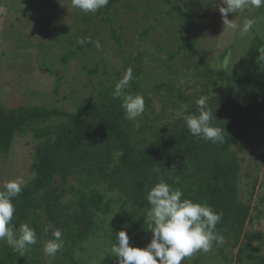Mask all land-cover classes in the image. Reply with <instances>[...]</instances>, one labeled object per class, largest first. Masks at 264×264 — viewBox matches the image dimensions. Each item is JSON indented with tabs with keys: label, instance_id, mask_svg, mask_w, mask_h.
Masks as SVG:
<instances>
[{
	"label": "trees",
	"instance_id": "trees-1",
	"mask_svg": "<svg viewBox=\"0 0 264 264\" xmlns=\"http://www.w3.org/2000/svg\"><path fill=\"white\" fill-rule=\"evenodd\" d=\"M144 1L110 0L107 7L89 14L79 9L78 19L63 29H57L54 22L57 6L35 19L40 23V32L55 41L50 48L57 44L62 47L63 64L69 67L81 56L102 53L96 45V33L90 30L97 29L99 22L104 23L120 53L126 54L124 25L115 19L117 7L126 2L127 11H138L142 9L139 3ZM182 1L148 0L144 10L148 21L158 11L161 19L155 18V24L136 33L146 46L152 29L164 35L162 28L169 30L167 25L174 19L173 34L179 43L170 51L165 65L171 66L183 57L189 58L191 64L198 60L201 65L193 85L200 90L195 93L186 94L167 78L154 86L158 91L171 93L169 108L177 112L184 109L179 117L165 113L167 118L161 121L148 114L152 100L143 81V63L151 55L147 48L139 50L132 62L124 58L127 67L114 72L99 56L94 66L85 69L89 82L81 83L86 89L85 98L79 100L76 110L58 104L64 78L57 76L47 63L42 67L56 76L53 105L10 109L0 102V161L9 160L20 138L29 137L36 144L31 177L23 193L13 201L16 212L12 223L17 229L28 223L38 236V243L23 254L0 241V264H49V260L51 264H117L111 246L119 231H127L133 247L144 248L151 242L147 194L160 180L181 189L182 198L206 202L223 213L216 230L223 235L224 243H214L209 252L195 253L182 264H207L213 256L224 264H264L261 248L254 250L250 246L254 241L264 246V233L257 237L245 232L246 226L257 219L252 215L251 204L259 172L250 176L249 198L244 201L241 196L246 154L243 143L257 132V142L264 140V61L258 59L259 48L264 47V7L259 9L262 18L253 25L252 33L238 43L244 45L245 54L241 71L231 74L224 68L210 66L198 53L194 6ZM81 40L85 43L81 44ZM230 50L231 47L226 49L222 59ZM128 69L133 72V80L125 91L143 95L142 120L126 119L122 99L114 95L116 83ZM201 97L206 98V106L213 113L212 124L224 130L223 143L206 141L188 131L185 118L199 114L196 101ZM261 151L258 171L262 167L264 178V147ZM247 178L250 179L249 174ZM260 185L264 188V179ZM49 224L53 227L45 234L42 229ZM55 229L61 230L64 246L52 259L42 249Z\"/></svg>",
	"mask_w": 264,
	"mask_h": 264
},
{
	"label": "rangeland",
	"instance_id": "rangeland-1",
	"mask_svg": "<svg viewBox=\"0 0 264 264\" xmlns=\"http://www.w3.org/2000/svg\"><path fill=\"white\" fill-rule=\"evenodd\" d=\"M146 2L148 0H145L144 4L139 3L142 9L138 11H135L134 8L127 11L126 2L117 7L115 19L118 24L124 25L122 34L125 36L126 54L120 53L109 38V31L104 23L99 22L97 29L90 28V30L96 33V45L98 49L102 50V53L91 52L87 57L81 56L72 61L69 67H65L62 61V47L57 44V47L50 48L55 44V41L49 38L50 35L47 39L40 32V23L35 19V16L49 14L57 6L58 17L54 20L56 28L63 29L70 26L80 14L79 9L72 6L71 0H0V14L2 15L0 19V102L10 109L20 105H53L56 99V76L42 67L43 63H47L57 76L64 78L62 87L59 89L58 104L67 110H76L79 100L85 98L84 91L86 89L83 90L81 83L89 82L85 69L88 66H94L95 60L99 56H103V62L109 63V69L114 72L127 67L124 58H130L129 61L132 62L139 50L147 48L151 55L143 63L146 67L143 72V81L148 90V98L152 100L150 108L147 109L148 114L157 116L161 121L167 118L165 113L179 117L181 111L182 114L184 113V109L177 112L176 109L169 108L171 93L166 92L165 89L158 91L154 86L167 78L168 81L182 87L186 94L195 93L200 90V87L195 90L193 85L198 79L197 73L198 70H201V65L198 60L191 64L187 57L180 58L171 66L165 65L170 51L179 43L173 34L176 30L174 19L167 25L169 30L162 28L163 31H161L165 32L164 35H161V32L158 34L157 30L152 29L150 33L152 36L146 42L147 47L145 46L144 41L136 33L139 34L151 24H155L162 15L159 14L160 11L155 12L148 21L144 13L147 7ZM182 2L194 6L192 13L198 22L200 41L198 53L212 67L224 68L231 74L241 71L245 54L244 45L238 43L244 41L245 36L251 34L252 30L242 37L239 27L225 29L219 8L226 7V5H222L220 0H184ZM259 9L229 13L228 19L238 26H242L245 19L252 18L256 24L262 18ZM238 35L239 40H237ZM42 44H46L47 47H42ZM229 47L231 50L227 57L222 59V54ZM188 66H192V68H188ZM164 103L169 104L165 105ZM138 118L142 120L143 116ZM136 123L137 126L141 124L140 121ZM256 135L258 132L252 134L250 141L243 143L246 154H244L243 160L241 196L244 201L247 200L248 187L251 188L249 182L259 172L260 179L251 204L252 215L257 219L252 225L246 226L245 232L260 237L264 233V188H261L260 185L264 178H262V167L258 171V164L260 165L263 157L261 149L264 147V140L260 143L257 142ZM16 143L17 147L9 160L0 161V186L5 181L13 180L18 176L22 177L25 183L31 177L30 164L33 161L36 144L29 137L20 138ZM247 174H249V178L251 176L250 179L247 178ZM251 245L254 250L261 248V252L264 254L262 243L254 241L250 243ZM207 264H224V261L213 256Z\"/></svg>",
	"mask_w": 264,
	"mask_h": 264
},
{
	"label": "clouds",
	"instance_id": "clouds-1",
	"mask_svg": "<svg viewBox=\"0 0 264 264\" xmlns=\"http://www.w3.org/2000/svg\"><path fill=\"white\" fill-rule=\"evenodd\" d=\"M109 2L110 0H71L72 6L84 13H96L99 9L107 7ZM220 2L226 5L219 8L225 29L239 27L242 37L252 30L254 19H245L243 25L238 26L228 19V14L264 7V0H220ZM80 43L83 44L85 41L81 40ZM259 51L258 59L264 61V47L259 48ZM132 80L133 72L128 69L116 83L114 90L115 97L122 99L121 107L128 120H136L145 112L143 95L125 91ZM196 105L199 114L185 118L188 131L193 136L206 141L223 143L224 130L212 124L213 113L206 106V98L198 99ZM24 187L25 181L20 176L5 181L0 186V241L22 254L30 246L38 243L34 227L25 223L19 225L17 229L12 223L16 212L13 201L23 193ZM183 196L181 189L173 188L165 180H160L150 189L147 194L150 205L147 218L152 225L151 242L144 248L133 247L127 231H119L111 246V253L116 257L117 264H182L185 258L192 257L195 253L209 252L214 243L220 245L224 243L223 235L216 230V225L222 220L223 213L215 211L206 202H195L182 198ZM52 227L49 224L44 226L42 231L47 234ZM63 246L62 232L55 229L52 231V238L44 242L42 250L46 257L55 259Z\"/></svg>",
	"mask_w": 264,
	"mask_h": 264
}]
</instances>
